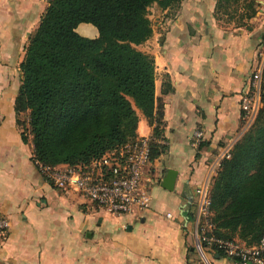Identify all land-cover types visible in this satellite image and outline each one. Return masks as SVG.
Masks as SVG:
<instances>
[{
  "label": "crops",
  "instance_id": "0c3cea01",
  "mask_svg": "<svg viewBox=\"0 0 264 264\" xmlns=\"http://www.w3.org/2000/svg\"><path fill=\"white\" fill-rule=\"evenodd\" d=\"M48 2L0 0V211L9 222L0 264H206L197 247L196 190L250 127L241 95L252 71L264 66V0H255L244 25L218 20L217 0H182L175 13L157 3L150 8L153 33L138 47L155 59L156 109L153 122L138 111L137 137H153L159 152L146 169L152 201L140 220L51 184L33 160L31 138H22L15 108L21 63ZM77 31L99 35L91 23ZM196 129L207 143L199 155ZM169 169L172 189L162 185ZM208 257L236 264L218 251Z\"/></svg>",
  "mask_w": 264,
  "mask_h": 264
},
{
  "label": "trees",
  "instance_id": "16d2710c",
  "mask_svg": "<svg viewBox=\"0 0 264 264\" xmlns=\"http://www.w3.org/2000/svg\"><path fill=\"white\" fill-rule=\"evenodd\" d=\"M181 2L49 0L26 46L15 106L22 138L32 140L33 160L52 167L89 164L138 138V111L153 122L155 59L138 46L153 33L150 8L157 3L175 13ZM255 13V0H217L215 9L218 20L236 25ZM81 23L93 24L99 35L83 36ZM171 90L166 83L164 91ZM260 97L253 124L210 182L216 234L248 245L264 235V84ZM245 116L242 109L243 124ZM206 144L201 141L197 155ZM158 152L152 141L151 160Z\"/></svg>",
  "mask_w": 264,
  "mask_h": 264
},
{
  "label": "built area",
  "instance_id": "2783aa9c",
  "mask_svg": "<svg viewBox=\"0 0 264 264\" xmlns=\"http://www.w3.org/2000/svg\"><path fill=\"white\" fill-rule=\"evenodd\" d=\"M248 84L241 107L251 118L261 102L260 93L264 84L262 69L254 71ZM203 134L202 130H195L193 136L196 144L201 143ZM152 141L153 137H138L107 151L89 164H60L52 167L38 160L34 162L54 186L75 191L112 215H132L135 220H140L152 201L151 191L144 184L146 169L151 161ZM229 156L230 152H227L220 159ZM210 182L196 190L200 223L197 247L205 263L211 264L209 251H222L225 257L235 260L236 264H264V235L257 244L248 245L240 239H225L216 234L217 228L211 219ZM8 227V219L0 211V239L7 235Z\"/></svg>",
  "mask_w": 264,
  "mask_h": 264
},
{
  "label": "rangeland",
  "instance_id": "374dc122",
  "mask_svg": "<svg viewBox=\"0 0 264 264\" xmlns=\"http://www.w3.org/2000/svg\"><path fill=\"white\" fill-rule=\"evenodd\" d=\"M92 25V24H91ZM94 26V25H93ZM94 27H96V26H94ZM97 28V27H96ZM261 107V102H260V105H259V107L258 108H260ZM257 108V109H258ZM257 109L254 111V113L252 114L253 116L251 117V118H249L248 117V115H246L245 117H246V124L248 125V126H251L252 124H253V122H254V120H255V117H256V115H257V113H256V115H255V112H257ZM224 159V158H223ZM223 159H217V160H215L213 163H211V165H210V170H211V173H212V176L215 174V172H216V170L218 169V167H219V162L221 163V161L223 160ZM210 173V174H211Z\"/></svg>",
  "mask_w": 264,
  "mask_h": 264
},
{
  "label": "water",
  "instance_id": "95a60500",
  "mask_svg": "<svg viewBox=\"0 0 264 264\" xmlns=\"http://www.w3.org/2000/svg\"><path fill=\"white\" fill-rule=\"evenodd\" d=\"M174 180H175V171L172 169H169L167 172V175L165 176L162 185L164 187L173 188V184H174Z\"/></svg>",
  "mask_w": 264,
  "mask_h": 264
}]
</instances>
